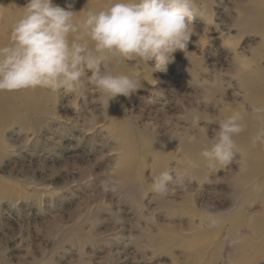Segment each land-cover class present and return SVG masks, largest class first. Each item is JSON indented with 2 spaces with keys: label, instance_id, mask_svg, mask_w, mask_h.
Wrapping results in <instances>:
<instances>
[{
  "label": "rangeland",
  "instance_id": "1",
  "mask_svg": "<svg viewBox=\"0 0 264 264\" xmlns=\"http://www.w3.org/2000/svg\"><path fill=\"white\" fill-rule=\"evenodd\" d=\"M196 4L187 51L166 72L120 63L138 89L108 108L86 77L28 109L0 92V264H264V0ZM235 111L234 159L210 167ZM164 171L181 179L156 197Z\"/></svg>",
  "mask_w": 264,
  "mask_h": 264
},
{
  "label": "clouds",
  "instance_id": "2",
  "mask_svg": "<svg viewBox=\"0 0 264 264\" xmlns=\"http://www.w3.org/2000/svg\"><path fill=\"white\" fill-rule=\"evenodd\" d=\"M23 9L8 43L0 46V92L44 88L76 94L86 77L107 108L110 101L138 89L139 81L115 72L116 66L154 61L153 72H166L174 53L187 51L192 26L203 14L196 0H111L83 19H76L71 4L61 7L53 0H28ZM242 120L235 111L218 123L210 147L200 153L210 167L233 161L234 137L245 131ZM261 139L254 137L253 144ZM237 163L240 171L246 170L243 159ZM179 179L178 173L164 171L154 178L152 191L161 198L174 194L172 185Z\"/></svg>",
  "mask_w": 264,
  "mask_h": 264
},
{
  "label": "bare ground",
  "instance_id": "3",
  "mask_svg": "<svg viewBox=\"0 0 264 264\" xmlns=\"http://www.w3.org/2000/svg\"><path fill=\"white\" fill-rule=\"evenodd\" d=\"M110 2L111 0H53L54 4L59 5L61 7H66L68 4H71V10L78 13L76 19H83L89 10L100 11L104 9ZM27 3L28 0H0V46H3L8 43L10 37V30L12 26L16 23V21L22 16L24 11L23 7ZM247 78L250 79V81H253L251 75L247 76ZM260 87L261 89H263L264 94V82L261 83ZM39 90L40 88H37L35 90H21L17 92H1L2 94H5H3V96L1 97L3 98L2 102L9 101L11 104L14 103L13 105H15L16 103L18 105L16 107H21L23 104L26 103V105L29 106L26 107L24 105V107L25 109H28L30 105L31 107L33 105L28 104L26 102L27 97L30 95L37 94ZM30 97L28 98L29 100H31ZM16 107L15 109H17Z\"/></svg>",
  "mask_w": 264,
  "mask_h": 264
}]
</instances>
